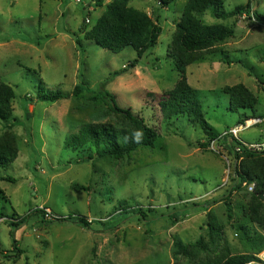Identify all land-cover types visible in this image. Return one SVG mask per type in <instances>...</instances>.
<instances>
[{
    "label": "rangeland",
    "instance_id": "374dc122",
    "mask_svg": "<svg viewBox=\"0 0 264 264\" xmlns=\"http://www.w3.org/2000/svg\"><path fill=\"white\" fill-rule=\"evenodd\" d=\"M79 1L0 0V83L15 94L12 119L0 120V144L17 150L13 162L0 165V264H222L238 254H256L264 264V247L255 251L264 232L252 205L253 195L264 206V192L243 185V160L232 145L212 146L197 121L166 107L180 80L170 46L188 0H171L167 8L129 0L161 28L136 67L131 48L114 54L79 31L113 0ZM221 2L226 12L250 8L225 20L206 12L204 24L224 25L234 35L193 54L202 60L185 72L218 135L244 116L264 114V22L241 19L249 12L264 17V0ZM239 84L257 98L253 112L228 109L224 88ZM39 88L68 97L41 102ZM101 91L154 129L153 147L90 162L64 149L85 124L136 129L111 112ZM262 127L240 133V140L263 142ZM209 223L218 230L212 237Z\"/></svg>",
    "mask_w": 264,
    "mask_h": 264
},
{
    "label": "trees",
    "instance_id": "16d2710c",
    "mask_svg": "<svg viewBox=\"0 0 264 264\" xmlns=\"http://www.w3.org/2000/svg\"><path fill=\"white\" fill-rule=\"evenodd\" d=\"M157 2L162 8H167L171 4V0H157ZM97 3L100 5L101 0ZM221 5V0H188L181 19L176 25L170 46L172 54L169 55L170 59L175 62L180 80L168 92V104L166 107H174L180 113H185L197 121L208 142L217 139L219 135L203 119L200 100L196 91L188 85L185 72L188 66L202 60L201 57H194L193 54L223 43L234 35L233 29L224 25L204 24L201 21V17L206 12H209L217 20H225L240 14L242 11L248 12L250 8V5L247 4L246 6H239L233 11L226 12L220 10ZM256 16L259 21L264 22V17ZM87 21L89 20L84 19L79 29L84 39L92 41L99 48L114 54L120 53L126 48H131L136 54V59L131 64V67H136L139 60L157 44L161 34V28L155 21L146 13L133 8L129 0H113L109 2L105 6V11L90 28L87 27ZM80 91L79 86H76L73 94L78 95ZM224 93L229 97L228 109L231 112H237L238 109L253 112L258 104L257 98L241 84L225 87ZM38 95V99L41 102L47 103H54L68 97L67 94L59 92L47 93L43 88H39ZM99 97L109 107L111 112L132 121L136 125V129L131 133H126L109 125L85 124L79 129L78 134L66 139L64 148L66 151L75 153L80 161L90 162L95 157L98 159H120L139 147H153L157 139V133L153 128L148 127L142 118L134 115L130 110L120 108L110 93L101 91ZM14 98V90L7 84L0 83V120L8 121L12 119L11 103ZM247 118L249 117L244 116L238 123L243 122ZM16 153V147L11 143L0 144V165L5 166L13 162ZM235 155L237 158L242 157L243 160L241 167L244 177L238 176L239 179L242 181L246 180V184L254 183L256 186L255 194L259 193L261 195L264 192V158L247 152L243 153L242 156ZM252 205L255 210V218L253 219L263 228L264 232V206L253 195ZM42 214L44 215L45 213L42 211ZM68 219L72 218L69 217ZM78 224L88 226L85 219H78ZM209 228L211 237L213 232L218 233V230L210 223ZM244 234L247 235L246 232ZM257 237L260 244L255 251L258 252L264 247V236L258 235ZM13 245L16 246V241L13 242ZM178 246L181 250L188 252V248L182 247L181 244ZM259 261L256 254H238L223 259L222 264H248L249 262ZM202 264L219 263L208 261Z\"/></svg>",
    "mask_w": 264,
    "mask_h": 264
},
{
    "label": "built area",
    "instance_id": "2783aa9c",
    "mask_svg": "<svg viewBox=\"0 0 264 264\" xmlns=\"http://www.w3.org/2000/svg\"><path fill=\"white\" fill-rule=\"evenodd\" d=\"M79 2V0H77ZM241 19L243 21L256 22L255 16L252 12L248 14H242ZM89 21H87L88 23ZM264 126V115L263 116H253L251 118L245 119L241 123H237L235 126L228 128L226 131L221 133L217 139L211 140L210 143L213 146L218 141L226 142L229 145H232L234 148V153L242 156L243 153L257 154L264 158V141L263 142H254L246 143L243 140H240V133L252 128ZM242 160V157H239ZM247 186L251 192L255 190V184H243ZM248 264H259V262H249Z\"/></svg>",
    "mask_w": 264,
    "mask_h": 264
},
{
    "label": "crops",
    "instance_id": "0c3cea01",
    "mask_svg": "<svg viewBox=\"0 0 264 264\" xmlns=\"http://www.w3.org/2000/svg\"><path fill=\"white\" fill-rule=\"evenodd\" d=\"M259 115L263 116L264 114H261V113H260V114H258L257 116H259ZM262 129H263V130H261V132H264V127H262Z\"/></svg>",
    "mask_w": 264,
    "mask_h": 264
}]
</instances>
